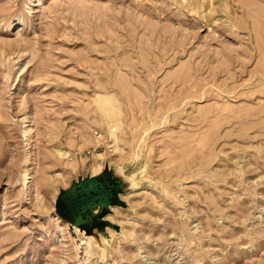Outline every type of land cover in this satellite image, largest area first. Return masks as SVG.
<instances>
[{
    "label": "rangeland",
    "instance_id": "374dc122",
    "mask_svg": "<svg viewBox=\"0 0 264 264\" xmlns=\"http://www.w3.org/2000/svg\"><path fill=\"white\" fill-rule=\"evenodd\" d=\"M104 163L95 240L53 199ZM0 264H264V0H0Z\"/></svg>",
    "mask_w": 264,
    "mask_h": 264
},
{
    "label": "water",
    "instance_id": "95a60500",
    "mask_svg": "<svg viewBox=\"0 0 264 264\" xmlns=\"http://www.w3.org/2000/svg\"><path fill=\"white\" fill-rule=\"evenodd\" d=\"M131 177L124 176L115 164L104 163L92 174L77 175L64 187H59L53 199L54 213L69 224L92 235L108 237L105 227L119 230L117 223L105 218L114 205L124 206L120 195L134 186ZM131 184V185H130Z\"/></svg>",
    "mask_w": 264,
    "mask_h": 264
},
{
    "label": "bare ground",
    "instance_id": "6f19581e",
    "mask_svg": "<svg viewBox=\"0 0 264 264\" xmlns=\"http://www.w3.org/2000/svg\"><path fill=\"white\" fill-rule=\"evenodd\" d=\"M107 216V215H106ZM55 220H57V221H59L60 222V219H59V217L55 214V218H54ZM75 227V226H74ZM76 228V230H78V228L77 227H75ZM90 235V234H89Z\"/></svg>",
    "mask_w": 264,
    "mask_h": 264
}]
</instances>
